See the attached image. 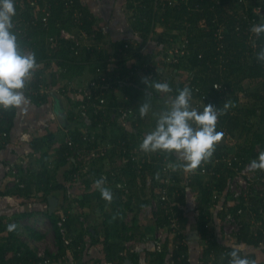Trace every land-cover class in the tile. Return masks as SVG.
Here are the masks:
<instances>
[{
	"label": "trees",
	"instance_id": "1",
	"mask_svg": "<svg viewBox=\"0 0 264 264\" xmlns=\"http://www.w3.org/2000/svg\"><path fill=\"white\" fill-rule=\"evenodd\" d=\"M50 5L48 8L49 16L47 21L42 19V16L45 15V2L41 0L39 2V11L36 13L34 8L30 5V1L25 0L23 5L16 9V16L13 18L15 24V31L18 34V39L22 47L30 53H34L37 63L39 64L38 70L35 72L31 83L25 90V94L28 97V100L35 104H45L47 102V97L44 95H35L30 92L31 88H36L40 83L46 82L47 77L45 75L46 67L51 70L55 68L62 67L61 76L66 81H72L75 84H83L91 77L100 78L101 74L111 75L115 77L116 75L124 76V74H130V79L122 83L116 91H106L104 97L107 100L109 107L119 106L123 103L130 104L133 106L136 119L133 122V126H138L139 123L143 120L139 114V106L144 101H149L151 103V108L154 107L158 101H165V96L156 93L154 90L149 89L143 83V79L139 78L138 72L139 69H144V74L149 76L153 74L154 67L155 69L162 68L165 71L168 67L177 66L186 67L191 69L193 76L186 81H172L174 75L169 73L170 76H166L167 73L155 72V82H166L173 89L174 84L176 85V94H178V89L182 90L185 86H188L193 90L196 87H199L203 91L208 100L207 104H212L213 106L223 109L224 96L227 94H236L238 93V88H241V83L244 80L255 81L264 78V63L258 61L257 53L264 49V34L257 36L256 34L250 31L253 25L264 24V0H179L178 5H173L167 1L165 4L160 0H134L136 3L131 0H127L129 7H133L134 12L132 16V27L137 35L134 38L120 39L115 42H112L110 45L112 52L109 53L107 48L104 46H98L100 42H105L104 32L96 23V16L92 13L90 7L83 3V0H73L72 4H66L68 0H48ZM48 3V4H49ZM246 3V5H245ZM47 4V5H48ZM260 7V13H255L254 8ZM247 9V11L245 10ZM20 10V12H19ZM79 11L81 18L76 21L74 20V12ZM243 11H245L251 23L248 24L247 19L244 17ZM162 12V13H161ZM248 12V13H247ZM21 18L22 20H20ZM159 21L156 25V22ZM164 25L167 28V31L170 30L172 33H167L169 39L165 38V33L161 35H156L155 27ZM222 29V38H219L216 35V31L219 28ZM70 31L71 33L77 34L80 39V43L77 44L73 40H67L61 37L62 30ZM82 31H85L87 37L82 36ZM165 31V30H164ZM155 36H158L160 39L161 52L170 49L173 45L179 43L185 38H189V51L190 53L181 58L179 63L175 65L167 64L163 59L160 61H155L147 67V63L143 60H140L139 55L137 58L139 61L135 62L132 66H127L125 64L126 60H129V57L122 59L116 63V69L111 70L112 63L109 62L110 54L115 57H122L126 55L130 50H134V47H141L147 41L152 40ZM53 37L54 42L50 41V38ZM109 43V42H106ZM128 45V48H126ZM138 49V48H137ZM75 50H78V53H75ZM160 52V53H161ZM46 61V63H45ZM157 62V63H155ZM41 64H44L43 70L41 69ZM184 64V66H182ZM154 66V67H153ZM176 69V68H175ZM174 69V71H175ZM177 70V69H176ZM163 74V76H162ZM164 76H166L164 78ZM65 81V82H66ZM221 83L224 86H227L226 91H219L213 86L215 83ZM29 92V93H28ZM61 93H66L63 90H60ZM174 92V90L172 91ZM151 94V96H148ZM173 95V93H170ZM168 94L169 96H171ZM242 94V93H241ZM256 100H260V104L256 105L253 109V113L257 118L263 122L264 125V95H259V93L251 94ZM197 96V95H195ZM130 99H128V98ZM248 95H247V97ZM67 105H69V119L73 122V127L69 129L68 137H71L74 143H77L79 147L87 150L89 144L84 142L82 139L83 131L87 130L90 135L95 133L99 138H106V131L108 128L112 130L111 136L108 138L111 142L112 147L110 148L107 158L112 157L119 153L120 156H125L123 150L125 148H132L137 141V133L133 128H129L128 121L127 126L119 125L118 121L110 122L108 124V118L110 113H99L94 114L92 111L88 118L82 117L79 114L75 113L73 106L79 104L80 102H72L71 98L68 95L65 98ZM17 111H5L4 125L7 129L9 135L7 138H2L0 136V141H7L11 136V130L13 128ZM78 116H81V120ZM240 118L238 115H230L228 110L225 115H222L218 118L217 130L227 134H230V131H236L239 127ZM86 126V127H85ZM102 126V127H101ZM114 127V128H112ZM7 139V140H6ZM53 137L47 138H36L32 142L35 150L39 149V145H44L49 143V146H54ZM67 139V138H66ZM61 139L58 145H55L57 149L56 153L58 154L59 166H64L69 161L71 167L68 169L66 176H71L75 173L79 174L77 180H80L86 173L81 172L87 163H84L80 160L73 161L70 159L71 154L73 153L72 148L69 145V142ZM252 139V140H251ZM251 143L249 147L244 149V153L234 152L241 156L244 160V163L250 162L254 159H258V156L261 152L264 151V130L254 133L251 137ZM96 144V143H95ZM54 149V150H55ZM45 150V149H44ZM231 149H228V145L225 143H219L216 146L212 162L209 163V167L213 165L215 159L222 160L223 156H230L232 153ZM49 149L43 151L40 155L41 164L48 157ZM129 154V153H128ZM163 155V156H162ZM98 157L96 162L99 165V179L104 178L106 183H112V176L110 172L104 171V158ZM167 158L177 159L175 155H167L166 153H160L153 157V161L156 163L152 164L153 170L161 169L164 172L163 168V159ZM26 158V156L24 157ZM31 167V172L27 175L21 176V182L24 183V186L21 187L19 184H16V187L21 188L20 193H24L27 198L31 197L33 194H37L39 191L42 192L43 199L46 200L47 196L53 190H65L66 186L64 183H60L55 180V176H51V170L48 168V164H44V172H39L35 175L33 172L34 167L33 162L27 157ZM10 165L8 164V171L10 172ZM219 175H212L208 178V183L206 181L202 182V179L199 173L195 175V178L188 179L187 184H181V178L177 175V171L173 172L170 175V178L173 179L175 185L167 184L164 180L162 182L163 187H167V191L172 196L174 204L169 205L168 201H159L158 209L153 208L155 213V218L158 225L169 224L170 216L172 213L166 212L170 209L176 210L177 215L180 217L181 229L186 230V222L184 221V206L186 203V193L190 188H193L195 185L199 186V194L197 196L196 204L199 207V220L198 226L201 230L202 235H206V225L210 221L211 216L209 211V205L212 203V198L215 194H223L225 192L226 184L231 170L225 167L224 162L217 161L215 166ZM111 170H116L115 167L110 165ZM133 169H129L131 171ZM260 171V170H259ZM134 176V180L140 176V179H146L145 173L142 170L131 171ZM129 173V172H127ZM264 175V171H261ZM35 176L38 178V181L45 182L44 185L36 183L34 185ZM86 177H84L85 180ZM74 180L73 178H71ZM189 181V182H188ZM87 188H92L93 181L92 179H86L84 181ZM106 186V184H105ZM36 191V192H35ZM117 188L114 190L116 198H114V206L116 212H109L107 201L101 197L100 191L94 187L83 193V197L79 202V208L90 206L93 202L97 203L99 206V212L104 216L102 222L103 232L102 237L105 242L104 251L107 259L112 261L116 254V248L123 242H125L130 237L127 235L129 228L127 223L123 220L124 217V206H130V201L124 202L122 199V193ZM264 187L256 191L255 195L252 198L258 199L256 203H261V211L264 212ZM67 194V193H66ZM65 197V195H64ZM32 198V197H31ZM68 198V194L66 196ZM90 204V205H89ZM63 204L61 205V208ZM118 207V210H117ZM245 205L236 204L232 207V211L236 214L238 213L239 208H243ZM70 203L67 206L63 207L61 214L57 213L49 214L55 227L56 240L59 245V250L56 254L51 253L46 250L44 257H38L36 252L29 247V244L23 242L19 239L17 231L9 232L6 242L0 244V264H8L10 261H19L23 260L28 261L32 258L33 264H45V259L51 260L49 264H56L57 261H62L63 264H79V261L82 260L84 251L86 249V238L89 237L92 239L93 244H98L101 242V236L99 234L98 225L91 224L90 221L87 223L85 216L82 213H79L78 210H74V215H79L77 218L80 219L84 216L85 219H82L81 223L85 224L82 228H76L74 220H72V213L69 210ZM257 208V207H256ZM227 210L226 204L222 206L219 213L223 218ZM27 216V213L23 214ZM62 215H67V220L65 226L67 228V237L72 239L71 243L66 244L65 237L59 226L57 225L58 220ZM243 223V222H242ZM248 226L243 223V228L238 234V242L246 241L253 244H259L263 240L264 235L258 233V236L254 232H250L251 237H245L243 234L245 228ZM254 228V227H253ZM29 233L37 239L43 237L42 234L34 232L31 228H28ZM243 232V233H242ZM185 238V233L181 234V239ZM214 247L217 248L218 244L213 243ZM166 241H164V248L159 251L156 255L158 259L162 260L167 256L165 252ZM22 248L23 255L19 257L17 252ZM122 249V247H120ZM181 250H186L185 246H181ZM222 251V249H221ZM71 253L72 256L68 255ZM177 255V254H176ZM227 255V254H226ZM64 257L65 259L61 260ZM248 258L251 256H247ZM75 258V259H74ZM136 262V259L132 257ZM176 264H186V257L178 261L177 258L174 259ZM252 261V258L250 259ZM224 261V262H223ZM221 261L223 264L225 260ZM67 262V263H65ZM71 262V263H69ZM218 262V264H221Z\"/></svg>",
	"mask_w": 264,
	"mask_h": 264
},
{
	"label": "crops",
	"instance_id": "2",
	"mask_svg": "<svg viewBox=\"0 0 264 264\" xmlns=\"http://www.w3.org/2000/svg\"><path fill=\"white\" fill-rule=\"evenodd\" d=\"M110 1L113 0H83V3L85 5H88L92 11V13L96 16V23L100 27V29L104 32L105 42L98 43V46L107 48L108 52L111 53V47L109 44L112 42H115L120 39H131L134 38V30L132 27V16L128 13V10L126 8V1L127 0H114L116 4L111 3ZM157 27H162L163 30H165V38L168 40L169 37L167 33H172L171 31H167V28L164 25H158L155 27V30H157ZM157 33V32H156ZM129 34L127 37L124 35ZM121 36V37H119ZM109 42V43H106ZM147 45L153 48H156V50H160V39L158 36L154 37L152 40L147 41L143 46L134 47V50H139V58L140 60H143L145 62H148L150 59H146L144 57L145 49L147 48ZM138 48V49H137ZM155 50V51H156ZM161 51V50H160ZM153 58V57H152ZM151 58V60H152ZM158 58V57H156ZM124 59V58H122ZM120 57H115L110 54L109 62H113L111 70L114 71L117 67L115 66L116 63L119 61H123ZM130 59V57L128 58ZM125 60V59H124ZM139 61L136 56L133 55V59L126 60L125 64L127 66H132L135 62ZM154 62V60L152 61ZM46 63V61H45ZM157 63V62H155ZM44 64H41V69L43 70ZM154 67V66H153ZM156 67V66H155ZM153 70V73L155 72H161V73H167V70L165 71L162 68H156ZM61 71H63L62 67L55 68V70H51L50 68L46 67L45 69V75L47 77V81L45 82L47 85L52 87V92L50 94L44 95L49 96L47 97V102L45 104H35L31 101H29V104L26 105L23 109H18L16 119L12 128L11 136L8 138L7 141L1 140L0 141V244L6 242V238L8 237L9 231H8V225L9 224H17L18 225V231H17V237L19 239L22 238L21 233V226H23L24 230L27 233V237L32 239L33 241H39L44 238V233L41 232L40 228L38 227L43 218L49 219V221L52 223V228L55 230V227L53 225L52 220L46 213L50 214L49 210V203H48V196L55 191H62V202L60 203L59 207L54 211V213L57 215L61 214V210L63 207L67 206L68 203H70L69 210L73 214V211L75 210V206L78 209L79 213H82L84 216L85 214L88 216L86 218L87 223L90 221V223L98 225L99 234L101 236V242L98 244H93V241L91 238H86V249L84 251V255L82 260L79 261V264H126L125 261L127 259L131 260L133 264H176L175 260L177 258L178 261L181 260V257L183 254H185V257H188L190 260H187L186 264H218V262L221 263V261L225 260V263L228 264L229 262V256L225 255L224 247L223 245H226L227 240L224 237L222 225L220 224V216H219V210L217 212L213 211L212 209H209L210 211V221L206 225V235H202L201 230L199 229V215H196L192 221V225L190 226V216L189 214L192 213V210H190L191 207H196L197 204L195 202V205H192L190 200L188 199V194L190 192L187 191L186 193V203L184 208V221L186 222V230L171 233L163 225H158L155 218V213L152 207V201L157 198V195L159 193H156L154 189L157 185L154 182H158L159 178H157V174L163 173L161 169L153 170L152 167L154 162L152 159L154 155L156 156L157 153H146V154H138L136 155L135 160H132L131 157L128 158V156H120L119 153L116 155L112 154V157L107 158L104 162V171L110 172V175L112 176V183H106V187H108L112 193L117 188L122 193V199L124 202L130 201V206H124V217L123 220L127 223V226L129 228V231H127V235L130 237L125 242L121 243L118 248H116V254L112 261L107 259V256L105 255L104 251V245L105 242L103 241L102 232H103V225L102 222L104 220L99 222L100 219L99 213L93 212L90 206L81 207L79 208V202L78 200H81L83 197V193L86 192L89 189H93L95 187V183L93 182L92 188H87L86 184L84 182L81 184H73L67 181L66 173L68 169L71 167L69 161L64 166H59V160H58V154L56 155L53 153L50 157L48 154V157L43 161L41 164L40 155L46 149H51V152L57 151L55 147L49 146L47 144L39 145V149L35 150L34 146L32 145V142L36 138H43L47 137L48 139L53 137L54 142L57 140H60L59 138L62 137L64 140L69 135V128L62 127L55 115L54 112V94H58L60 97L63 95V93L60 92L61 86L65 83L67 79L63 78L61 76ZM155 71V72H154ZM177 73V70L174 71L173 75L175 77ZM183 75V74H181ZM154 76V74H153ZM163 76V74H162ZM180 76V75H179ZM141 79L147 77L152 78L151 75L147 76L144 73L139 74V78ZM166 76H164L165 78ZM178 77V75H177ZM156 80V79H155ZM180 81V79H178ZM177 81V82H178ZM146 86V85H145ZM147 87V86H146ZM67 106V105H66ZM68 109V107H67ZM69 112V111H68ZM132 126L131 123H129V128ZM111 130V129H110ZM112 133V130L111 132ZM107 137V136H106ZM229 137L232 138V136L229 135ZM109 138V137H107ZM106 139V138H102ZM233 139V138H232ZM61 144V143H59ZM229 144V143H228ZM227 144V145H228ZM55 149V150H54ZM164 154V153H163ZM28 157L33 163V172L35 175L39 172H44V164H48V168L51 170L50 175L55 176V180L64 183L66 188L65 190H53L48 196L47 199L44 200L42 196V192H38L37 194H33L31 197L27 198L26 195L22 192L20 193L21 188L15 186H11V178L12 175L8 171V164L15 160H21L24 159V157ZM163 156V155H162ZM53 158V159H52ZM73 156H70V159L73 160ZM119 158L128 160L127 163L122 165L123 167H127L125 169V176L121 175V173L117 169H121L120 165H115L114 162H118ZM75 159V158H74ZM145 159V161H143ZM165 160H167L171 164L181 163L177 159L173 158H167L165 157ZM77 161V159L73 160ZM164 161V159H163ZM176 162V163H175ZM110 165L117 168L116 170H111ZM129 169H133L131 171L136 170L141 171L145 173L146 179L141 180L140 176L136 178V181L134 180L133 173L129 171ZM179 170V169H178ZM129 172V173H127ZM201 175V174H200ZM100 176V175H99ZM207 176V175H204ZM208 177H210L208 175ZM155 180H154V179ZM183 179V178H182ZM181 179V180H182ZM69 180V179H68ZM34 185L36 183L44 185L45 182H37L38 178L35 176L34 179ZM184 181H187L186 178H184ZM206 183H208V179L204 180ZM203 181V182H204ZM185 185L187 183H184ZM156 185V186H155ZM194 187L197 188V196L199 194V186L195 185ZM163 188V187H162ZM148 190V191H147ZM36 192V191H35ZM68 198H66L67 194ZM264 193H262L263 195ZM65 195V197H64ZM226 194H215L213 196L214 201H220L222 199V196H225ZM196 196V200H197ZM116 198L115 194H113V200ZM252 203H248V207L246 208V205L244 208V211L239 214V217L241 218L242 222L247 225L248 227L245 228L244 236L245 237H251L250 232H257L262 233L264 230H261V227L259 226L258 222L260 219H263L264 212L260 210L262 204L256 203L258 199L252 198ZM63 204V207L61 208V205ZM226 204L225 202L222 203V206ZM252 204V205H251ZM114 202L112 201L111 204L107 203V208L109 212H116ZM193 207V208H194ZM210 207V206H209ZM257 207V208H256ZM118 210V207H117ZM229 211H232V207L228 209ZM27 213V216H24L23 214ZM51 215V214H50ZM130 216L127 219L125 216ZM193 216V214H191ZM79 215L72 216V220H74V224H76V228L80 229L85 224L81 221L82 219H85L84 216L81 217V221L79 218H77ZM180 218V217H179ZM25 219H30L34 222H36V226L31 225H23L21 222ZM34 219V220H33ZM97 221V222H96ZM254 227V228H253ZM28 228H31L35 233L38 232L43 235L42 238L37 239L34 236H32ZM193 229H198L200 239H189V233ZM255 230V231H254ZM185 233V238L181 239V234ZM243 233V232H242ZM162 235V241H166L165 245V252L166 257L162 260L158 259V256L156 255L159 250L156 245V241L158 238V235ZM264 235V234H263ZM211 237V239H209ZM22 240V239H21ZM238 240V235H237ZM26 243H30L29 241H24ZM215 244L217 245V248L212 246ZM56 249L59 250V245L56 240ZM228 244V243H227ZM180 245V247H178ZM235 247H241V254L242 256H251L247 257L248 259L252 258V261H255V264H264V238L262 241L259 242V244H253L246 241L235 243ZM181 246H185L186 250H181ZM122 247V249H120ZM164 248V244L162 246V249ZM222 249V251H221ZM50 249H48L49 251ZM52 253V252H51ZM54 254V253H53ZM177 254V255H176ZM68 255L72 256L71 253H68ZM134 257L136 259V262L133 260ZM182 257V258H185ZM65 259L64 257L61 258V260ZM75 259V258H74ZM224 262V261H223ZM223 262L221 264H223ZM67 263V262H65ZM71 263V262H69ZM56 264H63L62 261H57Z\"/></svg>",
	"mask_w": 264,
	"mask_h": 264
},
{
	"label": "built area",
	"instance_id": "3",
	"mask_svg": "<svg viewBox=\"0 0 264 264\" xmlns=\"http://www.w3.org/2000/svg\"><path fill=\"white\" fill-rule=\"evenodd\" d=\"M25 0H15V8L18 9L23 5ZM30 1V5L32 7H36L37 9H34L36 13L39 11V2L41 0H28ZM45 2V15L42 16V19L44 21H47L49 12L48 8L50 3L48 0H44ZM73 0H68L66 2L72 4ZM243 2H246V0H243ZM49 3V4H48ZM48 4V5H47ZM246 5V3H245ZM247 11V9H245ZM261 8L256 7L254 8L255 13H260ZM20 12V10H19ZM246 12L243 11L244 17L247 19L248 24H250L252 21L249 18V15L245 14ZM248 13V12H247ZM74 20L78 21L81 18L80 12L75 11L74 12ZM22 20L21 18H19ZM222 27L219 28L216 31V35L219 38H222ZM82 36L87 37V34L85 31H82ZM135 35H137L135 33ZM61 37L67 40H73L77 44L80 43V39L75 33H71L70 31L62 30ZM54 38L51 37L50 41L54 42ZM183 41V42H182ZM181 41V43H177L176 45H173L170 49L166 51L161 52L160 59H163L167 64L169 65H175L176 63H179L181 61V58L185 57V55L189 54V38H185ZM126 48H128V45H126ZM75 53H78V50H75ZM147 65V64H146ZM148 67V66H147ZM149 68V67H148ZM144 72V69H139L138 71ZM130 74H124V76L116 75L115 77H112L108 74H101L100 78L93 77L86 81L85 83L79 85L75 84L72 81H66L62 86L61 90L65 91L66 93H63L64 99L68 95L72 99V102H80L79 104H75L73 106L75 113L81 115L82 117L88 118L87 116L90 115L89 111H92L94 114L99 113H110V116L112 115L116 121H118L119 125L126 126L128 124V121L133 125L134 120L136 119V113L134 111V108L130 104L123 103L119 106H112L109 107L106 98L104 97V94L106 91H116L114 89H118V87L124 83L125 81H128L130 79ZM214 86H219L220 88L215 89L219 91H226L227 86H224L221 83H215ZM52 87L47 85L45 82L40 83L36 88H31L30 92L35 95H47L52 92ZM29 93V92H28ZM193 94V100L192 104H195L193 107L200 108L203 104L206 105V101L208 100L206 94L200 90L199 87L195 86V89L192 92ZM197 95V96H195ZM128 98V97H126ZM130 99V98H128ZM81 116H78L81 120ZM5 111L3 109H0V136L2 138H7L9 133L4 125V119H5ZM86 127V126H85ZM87 130L83 131L82 139L84 142H87L89 144V148L85 150L84 148H81L78 146L77 143H74L71 137H67L66 141L69 142L70 147L73 150V153L71 156H73L75 159L80 160L84 163H87L88 159H95L100 156L104 157L105 155H108V152L110 148L112 147L111 142H109L107 139L99 138L97 139L95 136V133H91V135L86 134ZM92 137L95 139L94 145H91L90 142H92ZM129 153V154H128ZM143 153V151L140 150L138 147V144H136L132 148H125L123 150V154L125 156H128L132 158V160H135L136 155ZM105 156V157H106ZM104 159H107L104 158ZM217 161L224 162L225 167L230 169V175L227 180L226 188L224 194L229 195L230 205L226 210L225 216L223 217V224H222V230L225 239L227 240L226 245H223L225 255L230 253L233 250V247H235V243L237 244V235L241 232L243 228V223L241 218L239 217V214L244 211V208H239L238 213H234L233 211H229L231 207L235 206L236 204L240 203L243 205H246V208L248 207V203H252L251 199L255 195L256 191L264 187V175L261 173V171H251L249 170L250 162L244 163V160L241 156H239L236 153H232L230 156H223L222 160L215 159L213 161V165L209 167V164L204 165L201 169L197 170V173L204 174V175H219L216 170ZM163 170L170 176L173 172L172 169L168 168V165L170 164L167 160L163 161ZM10 174L12 175L11 178V186H15L16 184H19V186L23 187L24 183H22L21 176L27 175L31 172V167L29 164V160L27 158L21 159V160H15L10 163ZM87 167H84L81 172H86ZM79 177V174L75 173L73 175V179L77 180ZM171 180V178H170ZM173 181V180H172ZM168 185L169 178L165 181ZM174 184V183H172ZM159 201H168L169 205L172 206L174 204L172 200V196L167 191V187H163L160 189V192L158 191ZM157 202V204H158ZM235 202V203H234ZM252 205V204H251ZM155 209H158V205H156ZM168 213H172L170 216L169 224L166 225V228L171 231V233H175L178 231H181V224H180V218L177 215V211L174 210H166ZM67 220V215H62L61 218L58 220L57 225L60 228L61 233L66 236L65 242L66 244L71 243L72 239L70 237H67V228L65 226V222ZM259 226L261 227V230H264V214L263 219H260L258 222ZM52 227V226H51ZM54 230V229H53ZM255 231V230H254ZM55 232V230H54ZM264 234V232L262 231ZM254 234L257 236V232L255 231ZM162 235H158L156 245L159 251L162 250V246L164 244V241H162ZM55 243H56V233H55ZM211 239V237H209ZM35 242L33 244L29 243V247L36 252V255L38 257H44L45 252L47 249H41V247L35 245ZM228 243V244H227ZM35 245V246H34ZM180 247V245L178 246ZM22 250H25L22 248L20 251L17 252V255L19 257H22L23 252ZM50 252L56 254L57 249L56 247L54 249H50ZM242 256V254H241ZM182 257H185V254L182 255ZM188 260H190L188 257H186ZM230 259V257H229ZM51 260L45 259V264H49ZM8 264H33L32 258L28 261L19 260V261H10Z\"/></svg>",
	"mask_w": 264,
	"mask_h": 264
},
{
	"label": "clouds",
	"instance_id": "4",
	"mask_svg": "<svg viewBox=\"0 0 264 264\" xmlns=\"http://www.w3.org/2000/svg\"><path fill=\"white\" fill-rule=\"evenodd\" d=\"M15 16V0H0V109L4 111L23 109L29 104L25 90L39 68L35 54L27 52L18 39L13 22ZM250 31L260 36L264 34V24L253 25ZM257 59L264 63V49L257 53ZM142 82L166 99L165 108L153 113L156 126L143 138L139 145L140 150L144 153L175 155L181 163H170L168 168L196 174L198 169L212 162L216 146L224 137L223 132L217 131L218 118L234 105L226 101L223 109H220L212 104H203L201 111L193 107L192 89L188 86L178 89V95L170 97L168 94L173 89L168 83L155 82L147 77ZM150 110L149 101L141 103L140 117L147 116ZM248 167L251 171H264V152L259 154L258 159L252 160ZM94 183L101 197L111 204L113 193L105 186L106 180L100 178ZM17 228L15 223L8 225L9 232H14ZM241 250L242 246L233 247L228 253V264H255L247 256H241Z\"/></svg>",
	"mask_w": 264,
	"mask_h": 264
},
{
	"label": "rangeland",
	"instance_id": "5",
	"mask_svg": "<svg viewBox=\"0 0 264 264\" xmlns=\"http://www.w3.org/2000/svg\"><path fill=\"white\" fill-rule=\"evenodd\" d=\"M131 1L136 3V1H134V0H131ZM160 1H162L164 4L167 1H169L170 3H173V5H175V6L178 5V3H179V0H160ZM111 3H113V4L115 3L116 4V2L114 0L109 2V4H111ZM125 5H126V8L128 10V13L130 15H132L133 12H134L133 7H129V4H128L127 1H126ZM33 8L37 9L35 6ZM158 22L159 21L156 22V25H157ZM155 31L157 32L156 35H161L162 33H165V31L163 30L162 27H157V30H155ZM168 31H170V30H168ZM128 35L129 34H127V36ZM124 36L127 37L126 34ZM119 37H121V36H119ZM179 42L181 43V38L179 39ZM156 49H157V47L153 48V47H150L148 45H147V48L145 49L144 57L146 59H150V60H148V63H147L148 67H150V65H152V63H153L152 61L153 60L159 61V57L162 55L160 53L161 51L159 49L158 50H156ZM138 51L139 50H136V49L135 50H130L129 52L126 53V55H122L121 59L122 58H126L127 59L129 57L128 53L130 54V59H133V55L136 56L139 53ZM156 57H158V58H156ZM151 58H152V60H151ZM177 66L178 65L172 66V67H168L166 76H170L169 73L173 74L174 73V69L176 68L177 69V73H176L175 77L172 78V81L177 82L178 79H180V82L181 81L188 82L189 79H191V77L193 76V74L191 72L192 70L191 69H187L186 67L185 68L184 67H180L178 69ZM182 66H184V64H182ZM153 74L151 75L152 78H149V79L155 81V77L156 76H153ZM181 74H183V75H181ZM177 75H178V77H177ZM91 78H93V77H91ZM176 85L177 84H174V87H173L174 92H172L173 95L170 94L171 95L170 97H175L176 95H178V94H176V91H175L176 90ZM241 85H242L241 88H238V93H236V94H227V95L224 96V100L221 101V104L222 103L224 104L226 101H230L231 104L234 105V107H229V109H228L229 114L230 115H238L239 118H240V120H239L240 124H239V127L236 129V131H232V132L230 131V134L228 132H227V134H224L223 140L221 142V143H225V144L229 143L228 144V149H231L230 150L231 153H234V152H237V151L240 152V153H244L245 152L244 149L248 148L249 147L248 145H250L249 143H251V140H252L251 137L253 136V134L264 130L263 122H261V120L259 118H257L255 116V114L253 113V110H254L253 108L256 107L257 104L258 105L260 104V100L259 99L256 100V98H254L251 95V94H254V93H259V95H264V78L260 79V80H255V81L244 80V81H242ZM247 95H248L249 99L246 98ZM66 105H67V102H66ZM194 105L195 104H193V106ZM67 107H68V111H69V105H67ZM164 108H165V101H161V102L158 101L157 104L154 107L151 108V110L148 113V115L143 118V120L139 123L138 126H135V125L133 126L132 125L130 127L131 129L133 128V130L135 132H138L137 133L138 147H139L140 143H142L143 138L148 134V132L152 131L155 128V126H156V119L153 116V113L154 112H160ZM197 109H200L201 111H203L202 107L197 108ZM110 122L111 123L112 122H116L115 118L112 115L108 118V124ZM128 126H129V124H128ZM112 128H114V127H112ZM217 131H219V130H217ZM110 132H111V130H110V128H108V130L106 131L107 137L111 136L112 133H110ZM86 134L90 135V133L88 131H86ZM229 135L232 136L233 139L231 137H229ZM95 136H96L97 139H99V137L96 134H95ZM59 139L60 140H57L56 142H54V140H53L54 146L58 145L59 142L61 141V139H63V138L60 137ZM92 139L93 140H92V142H90V144L94 145L95 139L93 137H92ZM56 143H58V144H56ZM50 150H49V157L53 153L56 155V151L50 153ZM143 154H146V153L143 152ZM158 154H160V153H158ZM96 159H98V158L88 159L87 160V164L85 165L87 167V171L84 172L86 174L80 180H72L71 176H67V181L70 182V180H71V183H73V184H81V185H83L82 183L86 179L90 178V179H92L93 182H95L97 179H99V167L100 166L97 165L98 163L96 162ZM105 160L106 159H104V162L109 163V162H107ZM143 161H145V159H143ZM127 162H128L127 158L126 159L119 158L118 162H116V161L114 162V164L116 166L121 164L120 165L121 169H117V168L116 169L123 176H125L124 175L125 174L124 171H125V169H127V167H123L122 165H124ZM33 163H34V160H33ZM176 171L178 173L177 175L179 176V178H181V179L183 178L181 180L182 181L181 184H183V185H185L184 183H187V181H184V178H186L187 180L189 178L190 179H192V178L194 179L195 175H197V173L196 174L185 173L182 169H179V170H176ZM198 175H200V174H198ZM84 177H86L85 180H84ZM200 177L202 179V182L204 180H207L208 178H210L208 176H204V174H201ZM168 178H169V181H170L169 183H171V185H175L176 184L175 182L172 181L173 179L170 180V176L164 171L163 173H160V177H159L158 182H156V181L154 182L155 184L157 183L156 184L157 186L155 185L156 187L154 188V189H156L155 190L156 193H158V191L160 192V189L163 187V184H162L163 180L166 181V179H168ZM172 183H174V184H172ZM196 191H197L196 187L190 188L188 190V192H190L188 194V199L190 200L192 205H195V202H196V196H197V192ZM228 196L229 195L222 196V199H220L219 202L212 200V203L209 205L210 206L209 209H212L215 212H217L218 210L220 211V209L222 208V203L223 202L226 203V206L228 208L229 205H230V201H231V200H229ZM159 199L160 198L157 195V198H155L152 201V207L153 208L156 207L157 202H158ZM98 207L99 206L95 202H93L91 204L92 211L96 212V213H99L100 219L98 221L101 222L103 220L104 216L99 212V208ZM193 207L190 208V210L193 209L192 213H191V214H193V216L191 214H189L190 221H188V222H189L190 226H193L191 220H193L196 215H199V210H200L198 206H196L194 208ZM74 208H75V210H78L76 206ZM219 216H220V213H219ZM126 217H127V219H131V218H128V217H130L129 215L125 216V218ZM222 220H223V218L220 216V224L221 225L223 224ZM21 223L23 225H29V224L33 225L34 224V226H36V222L33 223V221L30 220V219H28V220L25 219ZM40 224L41 225H39L38 227L40 228L41 232L44 233V238L42 240L36 241L35 245L41 247V249H47V250L48 249H54L56 247V244H55V239H54L55 238V232H54L53 228L51 227L52 223L49 221V219L43 218L41 220ZM21 228H22L21 229V233L23 232L21 239L24 240V241H29L31 244H33L34 241L27 237V233L24 230L23 226H21Z\"/></svg>",
	"mask_w": 264,
	"mask_h": 264
},
{
	"label": "water",
	"instance_id": "6",
	"mask_svg": "<svg viewBox=\"0 0 264 264\" xmlns=\"http://www.w3.org/2000/svg\"><path fill=\"white\" fill-rule=\"evenodd\" d=\"M54 112L57 117L59 124L62 127L71 129L73 127V122L69 119V113L66 106V101L63 96H59L58 94H54ZM73 160H75L73 158ZM62 191H55L52 192L48 196V203H49V210L50 214H53L54 211L59 207L60 203L62 202ZM189 239H200L198 229H193L189 233ZM126 264H133V262L129 259L125 261Z\"/></svg>",
	"mask_w": 264,
	"mask_h": 264
}]
</instances>
